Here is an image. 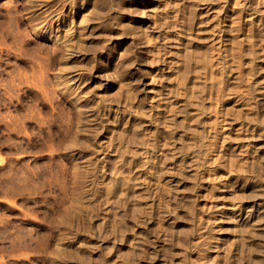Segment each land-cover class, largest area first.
<instances>
[{
  "label": "rangeland",
  "instance_id": "1",
  "mask_svg": "<svg viewBox=\"0 0 264 264\" xmlns=\"http://www.w3.org/2000/svg\"><path fill=\"white\" fill-rule=\"evenodd\" d=\"M69 1L70 0H47V14L46 17H43L44 15L41 12L42 9L39 10V6H36L32 3L29 4L27 0H0V157H3L7 162L6 164L8 165H6L3 172L0 173V264H49L53 253L55 255L56 261L63 264H90L83 260L81 261L79 258L75 257V255H72V253H70V255L68 256V253L65 254L66 256H61L57 252V248L55 246V243L53 242L54 239H48V236H50V234L52 233L55 234L56 237V233H63L68 237V239L80 236V242L84 245L87 244V242H92L94 246L96 245L94 255H100L102 259H107V262L111 264H121L120 256L121 254L128 252L130 246L134 248V253H136V255H134L135 257L132 256L133 258L130 257L127 260L126 264H136V262L137 264H220L221 259H219V255L217 256L216 249L214 246L215 241L213 242L214 244L212 243V238L220 237L223 240L228 239L227 242L229 244L227 245L226 250L228 247L231 246L228 249L230 254L227 256V260L225 263L237 264V260L239 258L241 262L239 260L238 261L240 263L246 264V261L243 260V262L242 258L239 257V254L242 250L239 245L237 246V242L235 241V237L237 235L236 230H239V228H236L238 226L234 224L235 222H237V217L236 215H234V218L230 217V219H228L229 216L226 212L223 211L225 208H222V206L229 205L232 199L237 198L236 196L239 197L242 195H244L243 197H245V203L251 202L253 199H256L257 204V202L259 203V201L261 200L260 193H257V191H255L257 189L254 188V185L251 184V182H245L244 184V181L241 179V177L237 175V169H239V167L241 166L240 164H237L238 167L237 165L234 167H229L227 165H224L225 163H220L219 159H217L218 154L224 151V148L226 146H229V144L231 145L230 149H235L237 148V146H241L242 144H244L243 139H232L233 137L235 138V131H238L237 129L240 127V124L245 122L244 116L239 115L237 113V110L239 111L241 109V104L247 100L246 96H244V87L240 86L239 84L241 79L237 81L235 80V78L238 76V74H236V71L232 70V72L226 74L227 76L225 75L229 81L228 86L224 89L225 96L221 101L217 100V98L214 96L219 88V81L217 75L213 74L210 70L205 72V74H192L191 77L194 78L192 79L194 80V83H191L187 88L185 87V89L181 90L180 88H178L176 81L169 77L168 79H166L167 76L161 82H158L159 80L151 81V75L153 76L154 73H156V67L158 66V68H160L163 66L161 62H158V64L156 63V61L159 60L162 51L161 49L159 50L160 44L158 43L160 42V39L155 38L157 36L155 35L157 34L156 32L160 31L161 29L160 25L162 26L161 23H163V17H167L169 20H171L170 15L175 14L176 12L180 13L185 11L180 10L181 7H179V5H176L174 7V3H172V1L170 0H110L111 7H109L108 9L109 11L107 10V13L105 14L106 17H101L100 20L99 17L98 19L95 18V23L92 22V25L90 27L91 29H93L91 40L94 38L92 40L93 44H95L96 42L94 47H92L91 52L89 53V55L91 56V60L90 56H86L85 52L82 51L80 55L83 56L80 57L84 58L86 56L88 59L86 60L88 62V65L86 66L85 63L87 62H85L82 66L86 68L81 67L80 71H77V75L66 74L69 75L68 78L76 76L80 77L78 80L79 82L77 80H72L73 82H69L70 84L68 83V85L66 83L67 76L65 74H57V69L59 65H53V67H56H54V69L52 66L49 67V65H43V67L41 66L37 68L38 66L35 63L38 61V58L39 60H41V57L45 59L47 56L46 50L49 49L47 47H51V45L53 44L44 36L35 34L33 32V26L37 25V27H39L43 25L42 19H54L56 17L55 15L61 13L63 9H65L67 2ZM200 1L201 0H182V3L186 2L185 5H198L197 7H206V9H208L210 6H213L214 9H210L211 11L209 13L210 17H212L209 19L210 23L208 22L207 24V21H205V13L202 12L201 16H203V18L200 17L197 23L198 25L194 28L192 33L187 30L182 31L178 29L179 26L177 24H174L173 21V23L168 26L170 31V37L173 38L170 41V45L174 46V43H176V39H179L177 37L176 32H182L181 34L183 36L180 37L183 40H187L188 38L183 37H188L189 34L192 33L191 36H193L196 40H193V43L189 48H191V50L193 49L194 52L192 51V53L193 55H195L194 58L196 59L197 57L207 53L206 51L212 50L213 57L216 60L218 58V47L220 45L218 43V38L221 37L222 39L224 31L222 29L220 32L219 27L216 30L217 25L216 23H214L216 17L215 13L218 9H220V7L223 6V4H227V10H235L234 8L236 7H233V3L235 2V0H208V2L206 0H202V3ZM255 1L253 10H251L252 12H250H254L253 14L258 13L256 14V16L260 17L264 13V4H262L260 0ZM50 5L52 7H50ZM258 10L260 13L258 12ZM37 11L39 15L37 14L36 16L34 14H36ZM117 14H119V16ZM146 14H148V16ZM165 14L167 16H165ZM184 14L186 15V13ZM40 15L42 16L39 17ZM220 17H223V12L221 13ZM225 21L228 22L229 20L225 19ZM151 23L153 24L151 25ZM212 23L215 26L212 25ZM154 24L155 26H153ZM212 26L214 27L212 28ZM138 28H141L142 31L144 29L145 31L142 32ZM153 28L155 30H153ZM200 28L201 30H199ZM209 29L211 30V32ZM134 31H139V34L141 35H144L146 31H149L150 37L148 33V35L145 34L147 40L145 41V38H143V36L141 37V35L139 34L138 35L140 37L138 38L137 32L135 33ZM153 35H155V37ZM196 36L198 37V39L196 38ZM154 38L155 40L153 41ZM136 39H139V41H136ZM142 39L148 45L144 44V42H142ZM211 39H214V41ZM186 40L184 41L185 43ZM210 40L213 42H211ZM153 42L157 45V47H154L156 45ZM221 45L226 46L227 41L222 42ZM152 47H154L155 49ZM42 48H46V50H43ZM112 48H114V50ZM126 48H128L129 50ZM126 50H131L130 52H135L136 57H132L128 62L126 60H123V58H126V56H124ZM141 50L145 51V53H141ZM170 51L174 50L170 49ZM121 52H124V54ZM153 52L156 56H154ZM92 53L93 55H91ZM146 54L148 57L146 56ZM78 55L79 54L77 53L76 56ZM140 55L142 57H140ZM151 56H154V58ZM170 56L169 54H166L164 56L167 60L166 62H168L169 59L173 58L172 53ZM145 57H147L148 61L151 63L147 62L148 64H146V59L144 61L145 63H143L144 65L142 63L140 64L139 60L141 58L145 59ZM132 59L134 60V62ZM33 60L35 61L34 64ZM23 61L26 62V64ZM107 61L109 62V66L106 70L115 68V65L117 64L119 66L121 65L120 67L122 69L124 67L123 70L126 69V72L128 74L130 73L129 75L126 73L128 75L126 79H128L129 81H125L127 85L129 84V90L127 89L128 87L125 84L122 90V92H125H121V94L119 93L115 96H112V98L115 97L116 102L123 101L121 97L123 94V98H127L129 106L131 105L132 108L135 109L136 107V110L137 106H145L146 108H148L147 106H149V104H157L156 102L160 100L157 96V99L151 101V97L153 93L155 94V92H153V89H155L154 91L158 90V92L161 90V84L162 86L165 85L166 88L163 89L164 95H161L162 97H160L162 98V104L160 103V106L167 101V98H170L169 100H174L175 98V101H179L178 103H176V109L171 110V106H169L168 108L166 107L163 112L164 116L168 118L167 120L172 119L174 123L172 128L176 135V144L174 149H172L171 151L172 154H174L173 165L177 167L180 166L182 163V168L184 172L179 173L175 170L170 173L167 172L162 177L164 179L159 180L158 184H156V179H154V183L149 185L150 190L152 191L150 193L145 192L146 194H144L143 189H136L135 200H133V198L129 197V199L127 197L124 203L125 205L119 202L121 194L119 191H116L119 190L117 189L118 184L114 185V191L112 192V200L114 202L112 201V203L111 200L110 202L105 200L106 189L103 186L99 187L98 189V182H100V180H98L96 176H94L92 179L95 184L97 182L98 189V194L96 193V196H99L97 198H100L101 194L102 198L104 195V202L100 200L101 202H95L96 204L92 206L87 204V207L85 205V207H80L79 205L82 206V204L77 201L76 194L72 193V189L75 188L74 182L76 181V179L74 177V174H72L74 160L70 158V154L73 153L72 155L77 158L82 157L81 160L83 159V161L91 158L90 160L94 162L97 159V161H95L96 164L98 163V161L99 163L101 162L103 156H106V158L109 156L110 161L108 160V162L110 165L108 164V167H111L114 163V159L118 160L117 158H119L120 160L122 158V150L124 149H122L121 145L124 143L125 140V143H127L129 147V149L125 153L128 157H132V159L137 158L139 154H141L144 150L143 145L141 149L138 144L139 142L137 143L136 139L133 140V125H130V127L126 131V134H121L125 132H121L120 128H113V130L110 129L111 125L112 127L114 126L112 122L111 125L109 122H101V120H103V117L102 114H100L99 112L100 110H102L101 108H103L102 106L104 105V101H101L102 96L99 89L100 87L96 86L100 85V83L97 82H101V80H103L104 76L108 72H105V70L101 69V66H104V63H106ZM130 61L132 63L131 65L129 64ZM256 62L259 63L260 60ZM29 63L33 65H30V67ZM215 64H217V62ZM127 65L129 67H127ZM27 66L28 68H26ZM217 66L220 68L221 65L217 64ZM46 67H49V71L45 70ZM87 67L89 69H87ZM31 68H33L32 71L35 70L33 71L35 72L33 74L34 76H36L35 79L37 81H34L35 79H31L34 77L31 76L33 74H30ZM50 68H52V70H50ZM214 68L215 66L213 67V69ZM28 69L30 70L28 71ZM81 69H84V71ZM38 70L40 71L38 72ZM45 71L47 72V74H44ZM257 71L258 72L254 76L255 79L253 78L254 80H252V83L255 87L261 88L262 83L264 84V71ZM37 72L39 74H37L38 76L35 75ZM104 72L106 74H104ZM259 72L262 74H260ZM21 73H23L24 76H29L26 79L28 80V82L25 81L26 77H23ZM19 76H21V78L23 77V79H21L22 81L19 80ZM39 76L47 78L43 81L42 85L40 81L38 82V79L40 78ZM86 76H88V78ZM17 77H19V79ZM11 79L14 84V87H16H13L14 89H12V91L11 89H9L11 87L10 85H13L11 84ZM17 81L22 84H15L17 83ZM58 82L60 85L58 84ZM63 83H66V86ZM75 85L78 87L77 93L75 92L76 90L74 91ZM168 85H170V87ZM17 87L19 89L17 90V92L22 95H20L19 93L18 95L17 92H15ZM26 87H28V90ZM24 88H26V91L24 90ZM130 89H133L132 92ZM70 91L72 92L70 93ZM81 91L83 93H81ZM130 92L133 98L131 100H129L131 98L129 94ZM134 92H136L137 94ZM96 93L99 95H97ZM127 94L129 99L127 97ZM177 94L179 96H177ZM38 95L40 97H38ZM42 95L45 98L44 101ZM118 95H121L120 98L118 97L119 100L117 99ZM124 95L126 96L124 97ZM192 95L198 96L199 103L188 107L186 106V101ZM22 96L25 98L27 103L29 102L30 106L28 104L26 108L28 110L25 109L24 112L20 113L22 115H20L16 113L17 111H15L16 109H14V107L12 108V106H10L9 102L13 101L12 103L14 104L17 101H20L18 97L22 98ZM79 96V105L82 107L83 111L81 109H78L80 108L79 106L76 107L77 101L75 99ZM200 96L201 98H199ZM85 98L87 99V101L85 100ZM89 98H91V101L89 100ZM140 98H143V100L141 101ZM39 99L41 100V102L39 101ZM115 99H113L114 102ZM257 99L259 100L262 98L261 96H258ZM131 101H133L134 103ZM138 103L141 105H138ZM94 104L96 105V108ZM83 107L85 108V111ZM92 108L94 111L92 110ZM77 110H81L82 113H84L79 114ZM168 110H170V112H168ZM154 111L156 113L157 110ZM74 112L76 113V117L73 116V118L72 115H74ZM157 112L158 114H160L159 112L162 111L158 110ZM94 114L96 115L94 116ZM51 115L54 116L51 117ZM81 115H83L84 118ZM223 115H225L226 119L228 120H226L224 123L219 124V120H221ZM15 116H22L23 118L20 117L21 119L17 125L15 124L13 127L12 125L9 126L10 123L8 121L11 117L13 118ZM85 117H88V119H94L95 117V121L93 119L89 121ZM76 118L80 119L75 120ZM22 119H25L26 122H23ZM87 120L89 122H84ZM76 121H80L82 124L78 125V122ZM85 123L86 125L89 124L87 127L88 129H85L83 126H81ZM96 123H98V126L96 125ZM90 124H95V127L97 129L95 133L91 135L92 137H94L95 135L94 139L91 137V142L96 145L95 150L94 145L92 143H89V145L92 144L91 146H87L88 144H85V134H88L89 126H93ZM145 125V136L150 137L153 134L154 125L149 123H146ZM157 125L159 128L163 127L161 123ZM68 126L71 128H68L67 130ZM75 126L80 127V130L82 128L85 129V131L87 130V133L82 131L85 134L82 133L81 135V131L77 130L79 133L77 135L78 141L76 140L77 146H72L73 148L70 147L66 149L65 143L68 144L67 140H70L73 134L75 135L77 133ZM195 127H197L198 131H203V133L200 135L201 139L198 140V142H196L194 138L195 132L193 131V128ZM65 129L68 132L70 131V133L73 132L71 133L72 135L65 132ZM131 129L133 130V132L130 131ZM41 131H43V133L45 132L44 136L43 134L41 135ZM97 131H99V133H97ZM104 131H107L108 133L106 134V132ZM112 131H114L113 134L115 135V137L114 135L113 137L115 138V142L113 141L111 145L109 141L111 138L113 139V137L111 136ZM64 132L66 133V135H69L66 136ZM228 133L229 135L231 134L230 138L232 140L229 137V139L227 138ZM182 134H186V137H182V140L180 141L179 136ZM117 135L120 136V138L118 137L120 140L123 136H129V140L125 138V140H121L123 142L122 143L117 138ZM215 135H217L219 138L217 140L218 146L216 147L214 146L215 142L213 139V136ZM58 136H61V140L58 139ZM63 136L65 137V142L62 141L64 139ZM109 137L110 139H108ZM241 137L243 136L241 135ZM254 140V142L257 143V149L261 150L262 153H264L263 137H258ZM82 141L84 142L83 144ZM166 141H168V138L166 139ZM188 141L189 143L193 141V147L187 145ZM35 142L37 144L35 146H32L35 144ZM78 142L80 143L78 144ZM108 143L110 144L111 148L109 146H106L109 145ZM63 147L66 149L67 152ZM103 149L106 151H104ZM199 150H201L205 154L208 153L207 155L209 158L205 160L204 156H199ZM77 153L80 156L77 155ZM227 153L231 152L226 151L225 156L228 155ZM235 153H237V151H235ZM99 158L101 159L99 160ZM202 158H204V160ZM111 160L113 161V163H110L112 162ZM11 162L14 166L11 164ZM168 162L171 161L168 160ZM99 163L97 164L98 166ZM10 166L14 168H11ZM9 167L11 168V170ZM141 168L142 167L138 168V170H141ZM12 170H19L20 172H22L23 170L33 173H40L41 171L46 170L48 173L46 175L45 180H33L31 182H28L27 184L23 183L22 189L27 191L28 193L30 192L31 194L16 195L15 197H11L7 194V191L11 190L10 184L8 186L7 180L12 177ZM107 170L108 175L112 178H114V176H118L119 174V170L117 168L111 167ZM198 171L199 176L194 177V173H198ZM262 180L264 181V179ZM215 184H217V186L220 185L221 187L218 188V190H214ZM7 188L9 190H7ZM138 191L140 192V194H142V197L140 198ZM138 201L142 202L141 207L138 206ZM195 202L197 203V205L195 206L196 210L198 211V213L200 211L202 215L200 214L196 218H193L192 215L189 214L187 209L190 203L195 204ZM103 203L107 205H104ZM152 204L154 211L150 212ZM123 205L124 209L126 208L125 221L129 223V226L124 235L125 240L123 242H120V239L117 238L116 234L111 231V221L106 220L105 212L107 209L110 210L111 208H113V210L110 211H114L112 215H115V213L119 214L122 212ZM215 205H217L218 207H213ZM108 206L110 207L107 208ZM209 206H212L213 208L210 207L209 209ZM256 207L257 206L253 208V211L257 210V212H259L262 210L260 206H258L260 209ZM64 211H71L70 214H72L73 217L77 218V222H73L72 226L66 225L62 221L59 222L61 216L64 214ZM261 215L262 214H259L257 216L263 217V215ZM82 217H84V220L87 218L85 220L86 222L88 221L87 225L86 222L83 221ZM255 218L252 222H256V229L258 228L255 231L257 235L254 238V249L256 250L252 251L251 254L254 255L256 257V260L258 259L259 261L264 259V244H262L264 243V221H259L264 220V218L259 219L257 217V220ZM211 219L212 221L213 219H215L216 222H210ZM233 219L235 220L233 221ZM83 222H85L84 225ZM259 222L263 223L261 224ZM88 225H92L90 229H88ZM211 227L213 229H211ZM185 234L189 236V240L183 243L182 237H184ZM93 242L97 243L94 244ZM260 245H262L263 247ZM208 246L210 247L209 253H207L208 251H205V248H207ZM258 246H260L261 248ZM110 249L112 250L110 251ZM204 252H206L207 255ZM74 257L76 258V260ZM132 259H134V261Z\"/></svg>",
  "mask_w": 264,
  "mask_h": 264
},
{
  "label": "bare ground",
  "instance_id": "2",
  "mask_svg": "<svg viewBox=\"0 0 264 264\" xmlns=\"http://www.w3.org/2000/svg\"><path fill=\"white\" fill-rule=\"evenodd\" d=\"M27 1L29 2V4L32 3V4H35L36 6H39V10L42 9L41 12L44 15L43 17H46V14H47L46 11H47V7H48L47 0H27ZM65 1H67V0H65ZM170 1H172V3H174V7L176 5H179V7H181V9L180 8L179 9L182 10V11H185V12H180V13L176 12L175 14L170 15L171 20H169L167 17H163V20H162L163 23H161L162 26L160 25V27H161L160 31H157L156 32L157 33V34H155V35H157L156 37H155V35H153L156 39H158V38L160 39V42L159 43L157 42V43L160 44L159 50L161 49V51H162V54L160 55L159 60H157L156 63L158 64V62H161V64H163V66L162 67L159 66L160 68H158V66L156 67V70H155L156 73H154L153 76L151 75V81L159 80L158 82H161L167 76L166 79H168V77L169 78H172L174 81H176L178 88H180V90H181V89H185V87L187 88L191 83H194V80H192L194 78L191 77L192 74H200V73L205 74V72H207L208 70H210L213 74L217 75V78H218V81H219V88H218L217 92L215 93V95L214 94L213 95L217 98V100H220L221 101L223 99V97L225 96L224 89L228 86V81H229L228 78L226 77L227 76L226 74H229L230 72H232V70H235L236 71V74H238V76L235 78V80L237 81V80L241 79L240 82H239V84H240V86L244 87V89H243L245 91L244 96H246L247 100L244 103L241 104V109L239 111L237 110V113L239 115L244 116V121L245 122H243V123L240 124V127L237 129L238 131H235V133H236L235 134V138L233 137L232 139L233 140H241V139H243L244 140V144H242L241 146L240 145L237 146V148H235V149L234 148L233 149H230L231 148V145L230 144H229V146H226L225 148L223 147L224 148V151H222L221 153L218 154L217 159H219L220 163H222V164L225 163L224 165H227L229 167H234L237 164H240L241 166L239 167V169H237V172H238L237 175H239L241 177V179L244 181V184H245V182H248V183L251 182V184L254 185V188L257 189V190H255V189L254 190L257 191V193H260L261 200L259 201V203L257 202V204H256V199H253L251 202L245 203L244 202V198L245 197H243L244 195L239 196V197L236 196L237 198L232 199V201H230V204L229 205H223L222 208H225L223 211L228 214V216H229L228 219H230V217L234 218V215H236V217H237L236 218L237 219L236 220L237 222H235V223L233 222L236 226H238L236 228H239V230L238 229L236 230L237 235L235 237V241L237 242V246L239 245L240 248H241V250H242L240 252V254H239V257L242 258V261L243 260L246 261V264H264V259L258 261V259L256 260V257L251 254L252 251L256 250V249H254V238L257 235V233L255 231L258 229V228L256 229V225H255L256 222L253 223L252 221L259 214H262L263 217L257 216L258 218L259 217L261 219L264 218V181L262 180V179H264V153H262L261 150L257 149V147H256L257 146V143L254 142L255 141L254 139L255 138H258V137H263V141H264V84L262 83L261 88H259V87H255L254 84L252 83L253 82L252 80L255 79L254 76L258 72L257 70L264 71V13L260 17L259 16L258 17L256 16V14H258V13H256V14H253L254 12L251 13L252 12L251 10H253V6L255 5L254 4V1L255 0H235V2L233 3V7H236V8H234L235 10H231V11L227 10V4L226 5L223 4V6L220 7V9H218L216 11V13L214 11V13L216 14L215 15L216 16L215 17V21H214V23H216V25H217L216 26L217 27L216 30L219 27L220 32H221L222 29L224 31L223 32L222 39H221V37L218 38V43L220 44L219 47H218V52H219L218 53V58L215 60V58L213 57V51L211 50V51H206L207 53H205V54L203 53L204 55H202V56H199V57L196 56L198 58V60H197V58L196 59L194 58L195 55H193V53H192L193 49L191 50V48H189V47H191V45L193 43V40H196L193 36H191L192 33H193L192 31L198 25L197 23H198V20L200 19V17L203 18V16H201V13L202 12L205 13V21H207V24H208L209 19L212 18V17H210V14L209 13H210L211 10L214 9V7L213 6H210L208 9H206V7L199 8V7H197L198 5L197 6L196 5H187V4L185 5V3L187 1L185 3H182V0H170ZM206 1L208 2V0H206ZM260 1H261L262 4H264V0H260ZM197 3H199V2H197ZM203 3H204V1H203ZM212 3H214V2H212ZM257 5H259V4H257ZM50 7H52V6L50 5ZM109 7H111L110 0H70L69 2H67V5H66L65 9H63V7H62L63 11L61 13L55 15L56 17L54 19L53 18L52 19H47L46 18L47 20L46 19H42L43 20L42 21L43 25H41L39 27H37V25L33 26V32L35 34L44 36L45 38H47L48 40H50L52 42V44H53V45H51V47H47V48H49L47 50H46V48H42L43 50H46L47 51V56H46L45 59L43 57H41L40 58L41 60H39V58L37 57L38 58V61L35 63L38 66L37 68H39L41 66L43 67V65H46V66L49 65V67H51V66L53 67V65H59V67L57 69V74H60V75L61 74H65V75L66 74H76L77 75L78 74L77 71H80V68L81 67L82 68L84 67L82 65L85 62H87L86 60H88L86 56L89 55V53L92 50V47H94V45L96 44V42H95V44H93V42H92V40L94 38L91 40L92 30L93 29H91L90 27L92 25V22L95 23L94 22V19L95 18L98 19V17H99V20H100L101 17L104 18V16L107 13V10L109 9ZM222 12H223V17L221 18L220 15H221ZM258 12H259V10H258ZM171 13H173V12H171ZM184 13H186V15ZM37 14H38V11L34 15L37 16ZM117 15L119 16V14H117ZM146 15L148 16V14H146ZM41 16L42 15H40L39 17H41ZM165 16H167V15L165 14ZM116 19H118V18H116ZM121 19H123V18H121ZM225 19H228L229 21L226 22ZM99 20H97V21H99ZM40 21H38V22H40ZM173 21H174V24H177L179 26L178 29H180L182 31L187 30L189 32H192L191 34H189L190 37L189 36L188 37H183V38H188L187 40L185 39L186 40V43L184 42L185 40L181 39V37H180V36H183L181 34L182 32H179V33L176 32L177 37L179 39H176V43H174V46L170 45V41L173 38L170 37V31H169V27L168 26L171 23H173ZM152 22H153V20H152ZM42 23H40V24H42ZM152 24L153 23H151V25ZM155 24L153 26H155ZM140 25H141V23H140ZM212 25H214V24L212 23ZM214 26H212V28ZM141 28H138V29H140V31H142ZM149 30H151V29H149ZM153 30H155V29L153 28ZM199 30H201V28ZM143 31H145V30L143 29ZM210 32H211V30H210ZM139 33L140 32L138 31L137 32L138 38L140 37L139 35H141ZM147 33L149 34V31L148 32L146 31L145 34H147ZM145 34L144 35H141V37L143 36V38H145V41H147L146 40V37H145ZM208 35H207V37H208ZM213 35H215V34H213ZM149 37H150V34H149ZM149 37H147V38H149ZM155 38L153 39V41L155 40ZM196 38L198 39L197 36H196ZM199 38H201V37H199ZM211 40L214 41V39H211ZM136 41H139V39H136ZM145 41L143 40L142 42H144V44L148 45L147 43H145ZM213 41H211V42H213ZM224 41H227V45L226 46L221 45L222 42H224ZM135 44H137V43H135ZM138 45H140V44H138ZM154 47H157V45L154 46ZM154 47H152V48H154ZM114 48H112V49L114 50ZM126 49H128V48H126ZM170 49H173L174 51H170ZM208 49H209V47H208ZM39 51H40V49H39ZM82 51L85 52V55H86L84 58H81L83 55L82 56L80 55L82 53ZM130 51H127L126 50L125 55H124V56H126V58L125 59L123 58V60H126L128 62L132 57H134L136 55L135 52H130ZM158 51H154V52H158ZM138 52H139V50H138ZM154 52H153V54H154ZM77 53L79 54L78 56H76ZM121 53L124 54V52H121ZM141 53L144 54L145 51H142ZM171 53L173 55V58L172 59H169L168 62H166L167 60L165 59L164 56L166 54L167 55L169 54V56H170ZM200 54H202V53H200ZM91 55H93V53ZM146 56H147V54H146ZM154 56H156V55L154 54ZM154 56H151V57L154 58ZM140 57H142V56L140 55ZM147 57H145V59H142L141 58L139 60L140 61V64L141 63L143 64L145 62H146V64H148L147 62H149V61H148V58ZM146 59H147V61H145ZM90 60H91V56H90ZM247 60H248V62H247ZM258 60H260L261 63L260 62L257 63L256 61H258ZM116 61H117V59H116ZM215 61L217 62V64H220L221 65L220 68L217 66V64H215L216 63ZM27 62H29V61H27ZM34 62L35 61L33 60V64H34ZM133 62H134V60H133ZM24 63L26 64V62H24ZM108 63L109 62L107 61L106 63H104L105 64L104 66H101V69L102 70H105V72L106 71H108V72H107V74L104 72V74H106V75L104 76L103 80H101V82H97V83H100V85L98 86L96 84L97 85L96 87H100L99 89H100V93H101V96H102L101 101L102 102L104 101V105L102 104L103 105L102 106L103 108L98 107V108H101L102 109L99 112L100 114H102V117H103V120H101V122L102 121H104L102 123H106V122L108 123L109 122L110 125L113 123L114 126L112 127V125H111L110 126L111 128L110 127L109 128L112 129V130H113V128H120L121 132H125V133H121V134H126L127 133L126 131L130 127V125H133L134 126V128H133L134 129V132H133L132 129L130 130V131L133 132V136H132L133 137V140L136 139L137 143L139 142L138 144H139V146H140L141 149H142V145H143V149L144 150H143V152L141 154H139V156L137 158L132 159V157L131 158L128 157L127 154H125V153L129 149V147H128V144L125 143V141H126L125 138H127L129 140V138H128L129 136L128 137L127 136L124 137L123 135H122L123 137L121 136L122 137L121 140L122 141L125 140L124 143H123L119 139L120 136L117 135V138L119 137L118 138L119 141H121L123 143V144L121 143L122 144L121 146H122V149H124V150H122L123 151V154H122V158L120 160H119V158H117L118 160L114 159V163H113L112 160H111L112 162H110V163H113L112 166H111L112 168H117L119 170L118 176H114V178L110 177L108 175V173H107V171H108L107 169L108 168H111V167H108L110 165L109 162H108V160L110 161L109 156L107 158H106V156H103L102 159L99 158V160L101 159V162H100L101 164L98 161V163H99V166H98L97 165L98 163L97 164L95 163V161H97V159L94 162H92V160H90L91 158L83 161V159L81 160L82 157L81 158L80 157L77 158V157H74L72 155L73 153L70 154V158L74 160V166L72 167V174H74V177L76 179V181L74 182V187L75 188L72 189V193H75L76 194L77 201L80 204H82V206L79 205L80 207H85L87 204L90 205V206H92V205L96 204L100 200L103 201L104 195H103L102 198H101V196H102L101 194H100V198H97L99 196H96L98 194L97 193V190L101 186H103L106 189L105 190V200L106 201H109V202L111 200V202H112L113 201L112 200V192L114 191V185H117L118 184L117 189H119V190H116V191L117 192L119 191L120 194H121V197L119 198V202H121V204L122 203L124 204L127 197L128 198L129 197L130 198H133V200H135L136 189H138V190L143 189L144 190L143 191L144 194H146L148 192L149 193L152 192L150 190L149 185L152 184V183H154V179H156V184H158V181L164 179L162 177L167 172L170 173L173 170H175V171H177L179 173L184 172L183 171V168H182V163H181L180 166H177V167L175 165H173L174 164L173 163V155L174 154H172L171 151H172V149H174L175 144H176L175 143L176 135H175V133L173 131V128H172L173 125H174V123H173V120L172 119L171 120H167L168 118L166 116H164V112H163L164 109L166 107L168 108L169 106H171V110L172 109H176V107H175L176 106V103H178L179 101H175V98H174V100H169L170 98H167V101L164 102V104L160 106L161 99H162L160 97H162L161 95H164L163 89L166 88L165 85L162 86V84H161V88H160L161 90L158 92V90L157 91H154L155 89H153V92H155L156 96L153 93L154 95L152 94V97H151V101L152 100L154 101V99H157V96H158V98L160 100H158V101L156 100L157 101L156 102L157 104H149V106L146 105L148 108H146L145 106L138 107L136 105L137 106V110H136V107H135V109L132 108L131 105H130L131 106L130 107L129 106V103L127 101V98H123V94H122V96L121 95H118L117 96V99H118V97L120 98V96H121L122 99H123V101L116 102L115 97L112 98V96H115V95H117L119 93L121 94V92H122V90H123V88H124V86L126 84L125 81L128 80L126 78H127V76L130 73L128 74L126 72V69L123 70L124 67L122 69L120 67L121 65L119 66L117 64L115 65V68H112L110 70H106L107 67L109 66ZM149 63H151V62H149ZM156 63H155V65H156ZM85 64L87 66L88 65V62L85 63ZM120 64H121V62H120ZM129 64L130 65L132 64L131 61H130ZM30 65L31 64L29 63V66ZM257 65H259V66H257ZM214 66H215V68L213 69ZM49 67L48 68L46 67L45 70L49 71ZM54 67H53V69H54ZM127 67H129V66L127 65ZM26 68H28V66ZM84 68H86V67H84ZM136 68H137V66H136ZM32 69L33 68H31V72L32 73L30 72V74L35 73V72H33L35 70L32 71ZM87 69H89V68L87 67ZM29 70L30 69H28V71ZM43 70H44V68H43ZM50 70H52V68H50ZM81 70L84 71V69H81ZM39 71L40 70H38V72ZM38 72L35 75H37ZM81 73H83V72H81ZM21 74L23 75V73H21ZM44 74H47V72L45 71ZM260 74H262V73H260ZM31 76H34V74L31 75ZM43 76H39L40 78L38 79V82L40 81L41 85H42L43 81L47 79V78H45ZM66 76H67V78H66V83L67 84L69 82L71 83L72 80H77L78 81L79 78H80L78 76H76V77H69V78H68L69 75H66ZM19 77H20V79H19ZM19 77H17V78L20 81H22L21 79H23V77H26L25 78V81L28 82V80H26V79L29 76H27V75L24 76L23 75L22 78H21V76H19ZM86 77L88 78V76H86ZM35 78H36V76H34L31 79H35ZM64 80H63V82H64ZM13 81H16V80H13ZM34 81H37V80L35 79ZM172 81H171V83H172ZM11 82H12V79H11ZM66 83H63V84L66 86ZM11 84H13V82ZM15 84H18L19 85V84H22V83H19V81H17V83H15ZM58 84H59V82H58ZM159 85H160V83H159ZM10 86H9L10 87L9 89H11V91H12V89L16 88V87H14V84L13 85H10ZM168 86L170 87V85H168ZM43 87H44V85H43ZM127 87H125V88H127L129 90V84L127 85ZM26 88L28 90V87H26ZM26 88H24V90ZM84 88H86V87H84ZM130 88H131V86H130ZM36 89H38V88H36ZM77 89H78V87L75 85L74 91L76 90L75 91L76 93H77ZM17 90H19L18 87H17V89H16L15 92H17ZM130 90L132 92L133 89H130ZM65 91H66V89H65ZM82 91H81V93H83ZM30 92H31V90H30ZM71 92L72 91H70V93ZM75 92H74V94H75ZM123 92H125V91H123ZM131 92L129 93L130 96H131L130 99H129L128 94H127V97H128L129 100L133 99L132 98V95H131ZM143 92H144V90H143ZM18 93L19 92H17V94ZM40 93H42V92H40ZM134 93H136V92H134ZM134 93H132V94H134ZM17 94H16V96H17ZM20 95H22V94H20ZM97 95H99V94H97ZM165 95H167V94H165ZM125 96L126 95H124V97ZM177 96H179V95L177 94ZM258 96H261L262 99H259L258 100L257 99ZM38 97H40V96L38 95ZM38 97H37V99H38ZM42 97H43V95H42ZM90 97H92V96H90ZM203 97H204V95H203ZM13 98H15V97H13ZM18 98L20 99V101L15 102L16 104L15 103L13 104L12 103L13 101H10L9 103H10V106H12V108L14 107V109H16L15 110V111H17L16 113L20 114V113H22V112L25 111V109L27 108V105L29 104V102L27 103V101L25 100V98L23 96H22V98H20V97H18ZM32 98H31V100H32ZM79 98H80V96L75 99L77 101L76 102L77 103V106L76 107L79 106L80 108H78V109H81L83 111L82 107L79 105L80 104L79 103ZM199 98H201V96ZM44 99L45 98L43 97V101H44ZM90 99L91 98H89V100ZM94 99H96V98H94ZM113 99H115V102L116 103L114 102ZM210 99H211V97H210ZM10 100H13V99H10ZM85 100L87 101L86 98H85ZM142 100H143V98L141 99V101ZM39 101L41 102L40 99H39ZM92 101H93V99H92ZM134 101H135V99H134ZM131 102H133V101H131ZM197 103H199L198 96L192 95L191 97H189L187 99L186 106L190 107L191 105H196ZM5 105H7V104H5ZM138 105H141V104L138 103ZM29 106H30V104H29ZM87 107H89V106H87ZM93 108H92V110H93ZM95 108H96V105H95ZM26 110H28V109H26ZM81 110L80 111L77 110V112H79V114H83L84 112L82 113ZM154 110H157V111L158 110H161L162 112H159L160 114H158V112L156 111V113H155ZM84 111H85V108H84ZM168 112H170V110H168ZM26 113H24V114H26ZM86 113H87V111H86ZM75 114L76 113L74 112V115H72V117L75 116ZM97 114H98V112H97ZM20 115H22V114H20ZM95 115L96 114H94V116ZM53 116L51 115V117H53ZM81 116H83V115H81ZM20 117H22V116H20ZM20 117H16V116L13 117V118L11 117L10 120L8 121L10 123L9 126L12 125V127H13L15 124L17 125L18 122L21 119ZM91 117H93V116H91ZM154 117H155V119H154ZM83 118H84V116H83ZM85 118L88 119V117H85ZM79 119L76 118L75 120H79ZM91 119H93V118H91ZM91 119H88V120L90 121ZM94 119H95V117H94ZM22 120H23V122L25 121V119H22ZM83 120H86V119H83ZM88 120L87 121H84V122L87 123V122H89ZM226 120H228V119H226V116L223 115V117L221 118V120H219V124L224 123ZM80 121H76V122H78L77 123L78 125L79 124H82ZM86 123L83 124V125H81L85 129L89 125V124L86 125ZM146 123H149V124H153L154 125L153 126V134L150 137L145 136V132H146V129H145V126L146 125L145 124ZM159 123H161L163 125L162 128H159L158 127L157 124H159ZM72 124H74V123H72ZM90 125H93V126H89V132H88V134L83 133V132H86L87 133V130L85 131V129H83V128L80 130V127L75 126L77 133L75 132L76 134L75 135L73 134L72 138L70 140H67L68 141V144L65 143V148L68 149L70 147L73 148V147L77 146L76 140L78 141V139H77L78 136L77 135L79 134L77 130L81 131V135H82V133L86 135L85 144L86 145L88 144L87 146H91L93 144L91 142V139L92 138L94 139V137H95V135H94V137H92L91 135L94 134L95 131L97 130L95 126L96 125L98 126V123H96V125L95 124H90ZM99 126H101V125H99ZM40 128H41V126H40ZM68 128H71V127L68 126L67 127V130H68ZM109 128H107V129H109ZM102 129H104V128H102ZM41 130H43V129H41ZM64 131L67 132V133H69L70 135H72L71 133H73V132L70 133V131L69 132L66 131V129ZM193 131L195 132V137H194L195 138V141L198 142V140L201 139V136L200 135L203 133V131L202 132L201 131H198L197 130V127L193 128ZM41 132H42L41 135L43 134V136H44V133L45 132L44 133H43V131H41ZM104 132H106V134L108 133L107 131H104ZM97 133H99V131H97ZM113 133H114V131H112V133H111V136L112 137L114 135ZM69 134H67V135H69ZM65 135H66V133H65ZM230 135L228 133V136L226 135L227 138L228 137L230 138ZM241 135L243 137H241ZM43 136H42V138H43ZM60 137L58 136V139L59 140H61ZM75 137H76V139H75ZM114 137H115V135H114ZM114 137H113V139L112 138L110 139V137L108 138V139H110L109 142H110L111 145H112V142L115 139ZM182 137L185 138L186 137V134H182V135L179 136V140L180 141L182 140ZM167 138H168V141H166ZM66 139H67V137H66ZM118 139H116V140H118ZM213 139H214V142H215L214 143V146L215 147L218 146V141H217L219 139L218 136L217 135L213 136ZM64 140H65V137H64V139L62 141H64ZM83 141H82V144L84 143ZM79 143L80 142H78V144ZM89 143H92V144L89 145ZM229 143H231V142H229ZM36 144L37 143L35 142V144L32 145V146H35ZM110 144L109 145H106V146H109L110 147ZM187 145L193 147V141L191 143H189V141H188L187 142ZM95 146L96 145H94V150L96 149ZM109 147H108V149H109ZM170 147H172V148H170ZM66 149H65V151H66ZM104 151H106V150H104ZM226 151L231 152V153H227L228 155L226 154L227 156H225V152ZM235 151H237V153H235ZM195 152H196V150H195ZM70 153H71V151H70ZM78 153H77V155H79ZM168 153H170V154H168ZM207 154H205L201 150L198 151V155L199 156H204L205 157V160L207 158H209ZM95 158H97V157H95ZM202 159L204 160V158H202ZM168 160L171 161V162H168ZM81 161H83V162H81ZM6 163L7 162L5 161V159L3 157H0V173L3 172V170L5 169V166L7 165ZM11 164H12V162H11ZM9 165H10V163H9ZM82 167H83V169H82ZM136 167H138V168L142 167V168H141V170H138V168H136ZM237 167H238V165H237ZM11 168H14V167H11ZM11 168H10V170H11ZM134 169H135V171H134ZM47 173L48 172L46 170L45 171H41L40 173H33V172H28V171H23V170H22V172H20L19 170L13 171L12 177L9 180H7L8 181V186L10 184V187H11L10 188L11 190L10 191H7V190H9L8 189L9 187L7 186L8 187L7 190H6L8 192L7 194L10 195L11 197H15L16 195H27V194H31L30 192L28 193L27 191H25V190L22 189L23 188V183L27 184L28 182H31L33 180L34 181L35 180H39V181L45 180ZM194 175H195L194 177L199 176V171H198V173L195 172ZM94 176H96V178L98 180H100V182H98V184H99L98 189H97V182L95 184L93 182V179H92ZM234 179H235V177H234ZM215 180H216V178H215ZM221 182H223V181H221ZM226 184H227V182H226ZM214 187H215L214 190H218V188H220L221 186L220 185L217 186V184H215ZM140 197H142V194H140V192H139V198ZM109 202H108V204H109ZM112 203H110V204H112ZM103 204L104 205H107L105 203H103ZM124 205H123L122 212L119 213V214L118 213L117 214L115 213V215H112V213H114V211L113 212H110V211L113 210V208H111L110 210L107 209L106 212H105L106 213V220L107 221H111V225H112L111 226V231L116 234L117 238L120 239V242H123L125 240L124 239L125 238L124 235H125V232L127 231V228L129 226V223L125 221V219H126V208L124 209ZM141 205H142V202L138 201V206L141 207ZM196 205H197L196 202H195V204L194 203H190L189 204V207L187 209L188 212H189V214L192 215L193 218L194 217L196 218L200 214L202 215V213L200 211L198 213V211L196 210V207H195ZM255 206H257V207L260 206V208H262V210L259 211V212H257V210H254L253 211V208ZM109 207L110 206H108L107 208H109ZM210 207H212V206H209V209H210ZM213 207H218V206L215 205ZM260 208L258 207V209H260ZM152 211H154L153 204H152V207H151L150 212H152ZM115 212H118V211H115ZM70 213H71V211H64V214L61 216L59 222L62 221L64 224L69 225V226H72V223L73 222L76 223L77 222V218L73 217V215L70 214ZM81 216H82V214H81ZM82 218H83V221H85L87 219L86 218L84 220V217H82ZM234 220L235 219H233V221ZM214 221H215V219H213V221H212V219L210 220V222H213V223H214ZM259 221H264V220H259ZM85 222H83V225L85 224ZM87 222H86V225H87ZM89 222H90V220H89ZM257 223H258V221H257ZM259 223H261V222H259ZM90 224H92V223H90ZM261 224H260V226H261ZM89 225L87 226L88 229H90V227L92 226V225L91 226H89ZM212 227H211V229H213ZM257 232H259V231H257ZM56 234H57V237L53 233L50 234V236H48L49 237L48 239L49 240H53L54 239L53 242L55 243V246L57 248V252L61 256L65 255L66 253H68L67 254V256H68V255H70V253H72V255H75V257L79 258L81 261L83 260V261H85L87 263H90V264H98V263L99 264H105V263L111 264V263H108L107 262L108 261L107 259H102V257L100 255H98V256H95L94 255V250L96 248L95 247L96 245L94 246L92 244V242H89V243L87 242V244L84 245V244H81V242H80V239H81L80 236L79 237H73L71 239H68V237L65 234H63V233H56ZM187 234H185L184 237H182L183 238V243H185L186 241L189 240L188 239L189 236H187ZM257 240H259V239H257ZM214 241H215V245L214 246H215V249H216L217 256L219 255L218 257H219V259H221V263L220 264H226L225 262L227 260V256L230 254L228 249L231 247L229 245L230 247H228L227 250H226V247L229 244L227 242L228 239L223 240L220 237L212 238V243ZM114 242H115V240H114ZM95 243H97V242H95ZM208 243H210V242H208ZM262 244H264V243H262ZM260 246H262V245H260ZM260 246H258V247H260ZM111 250L112 249H110V251ZM259 250H262V249H259ZM205 251L206 252L208 251L207 253H209L210 247L208 246L207 248H205ZM134 252H135L134 251V248L132 246H130L128 252H125V253L121 254V256H120L121 264H126L127 260L130 257H132V256L135 257L134 255H136V253H134ZM206 252H204V253H206ZM207 253H206V255H207ZM261 258H263V257H261ZM75 260H76V258H75ZM132 260L134 261V259H132ZM238 260H239V258H238ZM238 260H237V264H242V263H240L241 261L239 260L240 261L239 262ZM49 264H63V263H60V262L56 261L55 255L53 253L52 258L50 259ZM136 264H137V262H136Z\"/></svg>",
  "mask_w": 264,
  "mask_h": 264
}]
</instances>
